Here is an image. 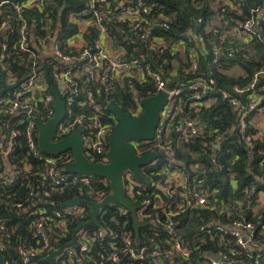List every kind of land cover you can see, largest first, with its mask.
Segmentation results:
<instances>
[{"label": "built area", "instance_id": "1", "mask_svg": "<svg viewBox=\"0 0 264 264\" xmlns=\"http://www.w3.org/2000/svg\"><path fill=\"white\" fill-rule=\"evenodd\" d=\"M56 1L21 0L14 7L17 17L21 18L22 12L27 9L43 8L45 5L47 7L49 4H56ZM218 1L232 9L239 6L236 0ZM8 2L9 0H1L0 7ZM113 9L117 10L118 20L127 24L121 32L126 37L125 40L129 44L135 43L136 39L145 43L148 51L146 54L129 59L127 48L115 49L109 44V32L104 21L110 17ZM150 9L151 5L147 0H86L82 13L69 16V20L78 25V30L77 34L68 37L63 36L61 29L54 28L55 25H46L44 32L32 34V28L26 21L20 24L18 49L24 60L31 63L30 73L18 87L9 90L11 92L8 96L0 99V202L3 203V196L10 197L9 186L14 185L19 177L26 178L28 198L25 202L13 204L12 208H16L18 214L21 211L26 214L34 237L31 243H21L16 248L19 257L17 264H54L46 258L58 251L61 245L62 250L54 258L56 264H183L176 262L177 258L190 259L200 249V245L192 248L185 245L180 233V217L185 213L192 217L196 211L208 209L218 215L226 211L231 220L223 224L214 214L210 215L207 222L199 226V233H210L212 238H223L228 233L240 249L230 254L223 251L200 252L204 257L203 264H243V250L260 252L257 257H264V244L256 238L254 222L248 220L244 214L245 204L255 213H258V208H264V191L258 185L252 184L244 189V201L238 199L233 202L235 205L228 204L224 198L218 196L214 187L206 185L207 176L202 162L190 165L180 157L185 146L188 147L197 138L200 141L193 145L216 157L222 151L223 143L230 139L236 128L239 137L249 147L254 146L255 140H264V86L262 92L256 90L258 81L264 75V67L254 73L249 84L234 87L237 93L247 90L257 92L249 95L247 108L228 91H220L222 96L230 98L231 104L240 112L237 126L224 131L206 132L203 123L193 115L210 107L217 98L215 72L213 69L205 70L201 65V57L207 50L205 35L188 28L181 33L179 40L171 42L157 31L159 27L170 29L168 19L161 18L153 23L147 17ZM252 13H259L264 18V7L253 8ZM1 28L5 33L13 28L11 16L3 21ZM91 28L98 31V36L93 41L88 36ZM211 29L213 27L209 25L207 30ZM214 30L218 32V29ZM257 31L258 25L254 16L241 25L225 30L221 34V46L213 51L212 60L217 64V70L221 73L228 71L220 63L221 55L231 56L236 50L233 43L237 41L234 39L230 41V45L223 46L229 36L249 41ZM6 48L7 43L1 41L0 50L4 52L0 55V64L6 56ZM147 59L153 63H144ZM43 66H49L51 81L59 89L66 108L54 140L63 139L78 127H85V155L99 163L110 161L108 136L116 128L118 120L113 112L105 113L102 110V104L95 100V92L91 90L87 92V103L82 106L92 107V113H75L74 103L75 97L80 94V77L86 76V81H92L99 96L104 93L111 94L115 85L133 92L137 107L131 112L132 115L142 112V100L145 97L161 91L168 94L154 138L131 141L139 156L154 152L160 154L140 167L143 179L136 177L130 169L123 173L124 192L136 205L141 223L138 236L135 230H128L129 216L134 223L130 209L119 203L108 204L116 205L119 214L125 217L122 223L119 220L115 222L119 225V230L109 225L102 226L98 217V228L93 226L96 223H91L82 226L76 233L74 232L80 224L88 221L92 215V208L88 203L64 205V202L61 208L53 209L45 206L51 203L47 198L52 190L62 191L70 183L79 184L80 194L74 197L93 202H100L111 193V185L110 180L104 176L66 171V166L73 161L72 150L52 155L39 147L36 118L47 121L55 111V98L49 92L51 83ZM233 71L240 73L235 67L229 70L230 73ZM3 78L9 84L18 82L11 71ZM172 81L174 84L170 85ZM145 83H152L155 92L144 96ZM84 85L81 86L85 90ZM28 93H31V97L23 99ZM37 94L40 95L44 110L50 114L49 118L45 114H34ZM254 111L258 115L251 123L259 130L248 133L247 118ZM21 114H25L26 118L16 120ZM6 116L8 121L4 118ZM21 124H25L26 145L34 161L14 158L19 146L18 139L22 135ZM190 153L195 154L194 150H190ZM250 153L253 154L254 151ZM218 167L223 169L222 164ZM48 180L52 181L50 187ZM229 180L236 184L234 174L229 175ZM51 185H54L52 189ZM103 211L104 207L100 209L99 216ZM74 220H81V223L72 228ZM143 225L155 237L143 245H138ZM132 226L134 229L133 224ZM9 236L10 229L0 219V248H6ZM74 239L76 241L71 245ZM201 240L205 241L204 238ZM98 243L100 247L96 248ZM2 264L12 263L8 259ZM255 264H259L258 261Z\"/></svg>", "mask_w": 264, "mask_h": 264}, {"label": "trees", "instance_id": "2", "mask_svg": "<svg viewBox=\"0 0 264 264\" xmlns=\"http://www.w3.org/2000/svg\"><path fill=\"white\" fill-rule=\"evenodd\" d=\"M1 1V0H0ZM21 0H9L8 3L3 4L0 7V43L4 41L7 43L5 50V58L0 64V89L3 87V76H7V72L11 71L16 77L18 82H22L30 73L31 63L28 60H24V56L18 49V42L20 38L19 26L23 21H26L32 28L31 33L44 32V26L55 25L57 30L61 29L64 37L75 35L78 30V25L69 20L70 14H79L84 11L86 0H57L56 4L45 5V7H34L27 9L22 12V17L18 18L14 4ZM239 6L236 9L230 8L228 5L218 0H147L151 5L147 17L156 23L161 18L168 19L170 29L158 28V33L166 37L169 41L179 40L181 33L188 28H193L198 32H202L206 38L207 50L206 54L201 57V65L203 69H213L217 80V98L214 100L212 105L208 108L202 109L199 112L193 113L204 125L206 132L210 130L224 131L232 126H237L240 112L230 102V98L222 96L221 90L228 91L231 96L239 98L244 107H248L249 95L257 93L256 91H245L244 93H237L234 90L235 86H245L253 80L254 73L261 67H264V18L259 13H252V9L261 6L264 7V0H236ZM11 16V22L13 28L5 33L4 29L1 28L3 21ZM252 16L257 21L258 31L249 41H244L237 37L229 36L223 46L230 45L232 39L236 40L237 48L233 51L231 56L221 55L220 63L222 64L227 72H220L217 70V64L213 63V51L216 47L221 46V34L225 30H230L236 25H241ZM89 17V16H88ZM201 19V20H200ZM51 20V22L49 21ZM109 32V44L118 49L125 47L129 51L128 58L133 59L134 57H141L142 54H146L145 43L136 39L135 43L129 44L121 34L124 26L127 25L117 18V10L113 9L109 18L104 21ZM60 25L61 27H58ZM211 25L213 29L207 30V27ZM214 29H218L215 32ZM34 32V33H33ZM77 34V33H76ZM31 35V34H30ZM91 41L94 37L98 36L96 28H91L88 34ZM4 50H0V55ZM168 55V54H166ZM152 62L148 59L144 62ZM161 62V61H160ZM153 63V62H152ZM2 65V66H1ZM237 68L240 73H232L229 70ZM86 76H81L79 79L80 83V94L75 97V113L86 111L88 114L92 113L93 108L86 104L88 101L87 92L94 91L95 100L102 104V110L105 113H111L106 105L111 100H116L120 106L127 112H133L137 105L133 100V92H129L127 89H123L118 85H115V89L111 94L98 95L95 85L92 81H86ZM86 86H85V85ZM174 81L170 82L173 85ZM264 75L258 81L256 90L258 92L263 91ZM85 86L84 88L81 86ZM143 95L148 96L155 92V87L152 83L144 84ZM11 91L5 95H0V99L8 96ZM50 93L51 90H49ZM31 97V93L23 96ZM37 107L34 111L36 115H46L49 118L50 114L47 113L43 108L40 95L37 94V100L34 101ZM40 110V111H39ZM2 111L0 110V113ZM264 115V112H262ZM258 115L257 111L249 114L248 121V133H255L259 130L257 126L251 123L252 119ZM5 120H9L6 116ZM26 118L25 114H21L15 119ZM13 118V120H15ZM15 120V121H16ZM22 135L18 139L19 146L14 154L15 159H31L28 153L26 145L27 135L25 131V124H21ZM200 138H197L194 142L190 143L185 150L180 153V157L185 160L188 164L192 165L195 162H202L204 166V173L207 176L206 185L214 187L218 196L224 198L227 203L234 204L235 200L246 199L244 189L252 184L258 185L260 189L264 191V140H255L254 146L249 147L239 137L238 131L232 133L230 139L225 141L222 145V151L218 153L216 157L209 153H205L198 149L197 144ZM190 150H194L195 154L192 155ZM254 151L251 154V151ZM33 158V157H32ZM34 161V160H32ZM223 165V169H220L218 165ZM234 174L236 184L229 180V175ZM37 176V173H36ZM35 179V177L33 178ZM52 181L48 180L47 184L50 187ZM54 185H51V189ZM10 197L3 196V203L0 202V219L5 223L6 227L10 229V236L6 241V248H0V264L5 260H10L12 264H17L19 257L17 255L16 248L21 243H31L34 241L33 232L29 228L26 214L21 211L18 214L12 208V205L18 202H25L28 198L29 190L26 187V178L19 177L14 185L9 186ZM79 184L70 183L65 186V189L52 190V194L47 199L51 201L50 204H46L47 209L61 208V204L70 200L72 197L80 194ZM6 201L8 203L6 204ZM235 205V204H234ZM254 203H252V206ZM43 208L44 205H41ZM215 215L219 218L223 224L230 222L231 217H228V213L225 211L223 214L218 215L217 212L211 210L196 211L191 217L190 214L185 213L180 217V233L185 240V245L192 248L199 244L200 249L195 251L190 259L182 257L177 258L176 262L183 264H203L204 257L200 252H211L218 253L223 251L229 253L240 249L234 239L225 233L222 238L211 237V234H200L199 226L207 222L208 216ZM244 214L248 220L254 222L256 238H258L264 244V208H258V213H255L252 208H249L246 204L244 205ZM128 230H135L132 226V218L128 217ZM116 220L122 223L125 217L119 214V209L116 205H107L104 207V211L100 213L99 223L102 226H112L117 229L115 224ZM81 223V220H74L72 228L77 227ZM93 226L98 228L97 224ZM143 225L141 229L140 243L143 245L149 241L152 237H155L153 233L148 231ZM136 234V232H135ZM202 238L205 239L201 242ZM135 236V240H136ZM99 244V245H98ZM95 247H100L98 243ZM260 252H252L243 250V264H255L257 261L259 264H264V257H257ZM152 263L151 259H149ZM149 262V261H148ZM44 264V262H41ZM96 264V263H95ZM136 264H139L136 262ZM153 264V263H152Z\"/></svg>", "mask_w": 264, "mask_h": 264}, {"label": "water", "instance_id": "3", "mask_svg": "<svg viewBox=\"0 0 264 264\" xmlns=\"http://www.w3.org/2000/svg\"><path fill=\"white\" fill-rule=\"evenodd\" d=\"M235 49L237 44L233 43ZM46 71L50 85V90L54 95V114L47 121H42L36 118L38 127V143L39 147L46 153L58 155L64 151L72 150L73 161L66 166V171L79 173L82 175L104 176L110 180L111 193H109L102 201L93 202L90 200L74 197L64 203V205H72L76 203H88L92 208V215L86 222L80 224L74 233L82 226L96 223L98 224L99 211L101 208L110 203H119L130 209L134 219V229L136 236L139 235L141 223L137 216V207L126 196L124 192L123 173L130 169L136 177L143 179L140 167L150 161L153 157L160 153L154 152L144 156H139L136 153L135 147L131 144L134 139H152L155 136L156 128L160 122L161 111L167 103L168 94L161 91L155 95H150L142 100L143 110L139 115H132L123 109L116 101L112 100L107 108L112 111L118 120V124L114 131L108 136L109 151L108 163H99L90 160L85 155V146L83 142V132L85 127H78L68 136L60 140H54L56 129L59 122L63 119L66 113L65 103L59 89L52 83L49 75V66H43ZM24 79L22 82H24ZM22 82L9 84L3 78V87L0 89V95H4L7 91L18 87ZM76 239L70 244L73 245ZM63 245L59 250L52 253L46 260L55 263V256L62 250ZM218 258V257H216Z\"/></svg>", "mask_w": 264, "mask_h": 264}]
</instances>
